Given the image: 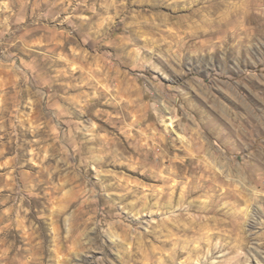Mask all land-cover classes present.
<instances>
[{
    "label": "rangeland",
    "instance_id": "rangeland-1",
    "mask_svg": "<svg viewBox=\"0 0 264 264\" xmlns=\"http://www.w3.org/2000/svg\"><path fill=\"white\" fill-rule=\"evenodd\" d=\"M0 264H264V0H0Z\"/></svg>",
    "mask_w": 264,
    "mask_h": 264
}]
</instances>
